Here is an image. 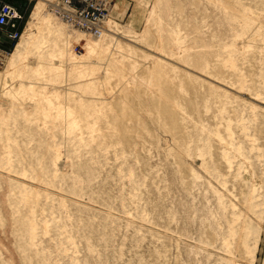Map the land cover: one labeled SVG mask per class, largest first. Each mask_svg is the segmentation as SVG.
I'll list each match as a JSON object with an SVG mask.
<instances>
[{"label":"rangeland","instance_id":"1","mask_svg":"<svg viewBox=\"0 0 264 264\" xmlns=\"http://www.w3.org/2000/svg\"><path fill=\"white\" fill-rule=\"evenodd\" d=\"M0 57V264H264V0H48Z\"/></svg>","mask_w":264,"mask_h":264},{"label":"built area","instance_id":"2","mask_svg":"<svg viewBox=\"0 0 264 264\" xmlns=\"http://www.w3.org/2000/svg\"><path fill=\"white\" fill-rule=\"evenodd\" d=\"M116 0H48L49 10L73 29L91 36H101L112 16ZM27 26V15L15 3L0 0V55L19 41ZM9 43V44H10Z\"/></svg>","mask_w":264,"mask_h":264},{"label":"bare ground","instance_id":"3","mask_svg":"<svg viewBox=\"0 0 264 264\" xmlns=\"http://www.w3.org/2000/svg\"><path fill=\"white\" fill-rule=\"evenodd\" d=\"M52 14H53V13H52ZM55 16H56V15H55ZM56 17H57V16H56ZM58 18H59V17H58ZM28 24H29V22H27V26H26V29H25L24 33L26 32V30H27V28H28ZM66 24H67V23H66ZM71 28H72V27H71ZM106 29H107V25H106L105 30H106ZM105 30H104V32H105ZM104 32H103V34H102L101 36H94V37H99V38H101V37H103V35L105 34ZM24 33H23V35H24ZM23 35H22V37H23ZM22 37H21V38H22ZM20 40H21V39H20ZM20 40H19V41H20ZM0 57H3V58H4L5 56L0 55Z\"/></svg>","mask_w":264,"mask_h":264},{"label":"trees","instance_id":"4","mask_svg":"<svg viewBox=\"0 0 264 264\" xmlns=\"http://www.w3.org/2000/svg\"><path fill=\"white\" fill-rule=\"evenodd\" d=\"M8 1H11V2L15 3V0H8Z\"/></svg>","mask_w":264,"mask_h":264}]
</instances>
